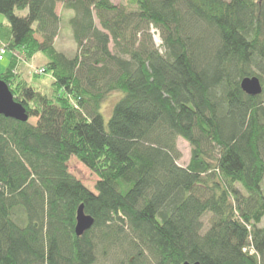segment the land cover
<instances>
[{"label":"trees","instance_id":"16d2710c","mask_svg":"<svg viewBox=\"0 0 264 264\" xmlns=\"http://www.w3.org/2000/svg\"><path fill=\"white\" fill-rule=\"evenodd\" d=\"M59 2L73 56L56 46ZM0 13V79L29 114H0V264H264V0H0ZM254 75L258 95L241 87ZM81 204L94 224L77 235Z\"/></svg>","mask_w":264,"mask_h":264},{"label":"rangeland","instance_id":"374dc122","mask_svg":"<svg viewBox=\"0 0 264 264\" xmlns=\"http://www.w3.org/2000/svg\"><path fill=\"white\" fill-rule=\"evenodd\" d=\"M115 3H120L122 0H113ZM57 12L61 14L62 20H61V28L60 33L56 40V46L59 50L64 51L67 55L73 56L77 51L76 42L73 37L72 28L69 23V16L72 14V11L69 12V10H66L63 8L62 2H59L57 5ZM17 13L19 15H26L28 13V10H17ZM71 13V14H70ZM7 19L4 14L0 13V25L3 22H6ZM98 26L101 27L99 20L97 19ZM36 36L41 39L40 33H37ZM113 46V43H111V47ZM9 60V52H7L4 56V59L0 60V72H2L5 67L8 64ZM34 61V62H33ZM32 65H43L46 63V57L42 52H38L34 59H33ZM32 69V66H31ZM25 72L28 74V70L26 69ZM31 81L35 80V83H39L40 85H49L52 81L51 74H45L41 77H30ZM122 96V94H121ZM111 101L106 102L102 107V113L105 117V121L108 122L111 113L112 108L110 107ZM110 109V110H109ZM35 117H31L30 121L32 123H35L37 119ZM178 147L182 151V157L178 160V163L182 166H186L190 160L191 157V146L188 141L183 139L182 137L178 138ZM69 169L70 171L79 179L82 180V182L90 189H94L95 184L98 180V176L92 172V170L87 167L83 162H81L78 158L72 157L69 161ZM209 220H210V214L206 213L203 217L204 222V228L209 227ZM264 224V218L262 220V223ZM121 253L115 252L116 257H118ZM99 261L101 262H108L111 264H114V261L110 259V257H105L101 253H99Z\"/></svg>","mask_w":264,"mask_h":264},{"label":"water","instance_id":"95a60500","mask_svg":"<svg viewBox=\"0 0 264 264\" xmlns=\"http://www.w3.org/2000/svg\"><path fill=\"white\" fill-rule=\"evenodd\" d=\"M242 89L250 95H258L263 92V85L257 75L247 76L241 80ZM0 114L6 117H11L20 121H29V114L26 108L17 100H15L13 93L4 80L0 79ZM94 224V218L86 214L84 211V204H81L77 211V223L75 231L77 235H83ZM183 264H200L199 262Z\"/></svg>","mask_w":264,"mask_h":264},{"label":"built area","instance_id":"2783aa9c","mask_svg":"<svg viewBox=\"0 0 264 264\" xmlns=\"http://www.w3.org/2000/svg\"><path fill=\"white\" fill-rule=\"evenodd\" d=\"M152 33L154 34V37H155L156 42L157 43H160L161 40H160V37H159V32L156 31L155 28H153L152 29ZM4 56H5V49L2 48V49H0V60H2L4 58ZM43 71H45L44 68L38 69V72L39 73H42Z\"/></svg>","mask_w":264,"mask_h":264}]
</instances>
